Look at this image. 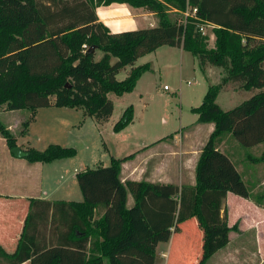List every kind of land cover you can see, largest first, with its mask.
<instances>
[{"label": "trees", "instance_id": "obj_1", "mask_svg": "<svg viewBox=\"0 0 264 264\" xmlns=\"http://www.w3.org/2000/svg\"><path fill=\"white\" fill-rule=\"evenodd\" d=\"M5 1L0 0V6ZM13 1L11 11L0 12V105L6 110L29 111L19 135L26 134L38 108L53 105L79 108L98 122L107 121L114 107L107 94L132 92L142 74L150 70L148 63L134 65L135 60L160 45L190 52L202 71L215 66L225 73L207 87L202 103L190 109L197 114V122L214 124L195 165L194 185L123 182L121 165L131 155L112 157L106 166L85 167L76 173L82 201H42L45 215L49 211L52 218L56 213L73 215L69 230L76 237L73 249L29 245L26 232L37 213L33 204L39 202L31 200L16 249L9 253L0 245V264H103L104 257L108 264H155L157 244L168 241L172 231L177 233L190 219H195L202 233L195 264H205L227 244L229 232L235 229L227 221V193L247 199L250 195L229 155L218 148L219 137L229 133L244 147L264 141V0ZM111 3L155 13L158 25L111 33L95 12L97 6ZM193 8L195 14L182 23L171 22L165 14L171 9ZM200 25L211 26L213 46ZM91 46L103 52L99 60L95 49L89 51ZM127 65L131 66L127 75L117 79ZM229 83L259 91L223 110L216 98ZM132 121L133 108L128 105L112 129L118 132ZM0 134L8 149L17 146V135L1 123ZM27 151L29 161L42 163L77 153L75 147L53 143L43 150ZM129 193L134 199L131 207L127 206ZM98 209L103 212L92 222ZM93 235H101L102 241L100 245L91 242L89 250L86 243ZM178 255L170 254L174 264L182 262Z\"/></svg>", "mask_w": 264, "mask_h": 264}, {"label": "crops", "instance_id": "obj_2", "mask_svg": "<svg viewBox=\"0 0 264 264\" xmlns=\"http://www.w3.org/2000/svg\"><path fill=\"white\" fill-rule=\"evenodd\" d=\"M95 12L99 21L106 25L111 33L145 28L143 25L145 19L153 17L156 20L157 17L155 13L142 8H134L126 3L99 5L95 8ZM153 25L154 23L148 22L149 27H153ZM208 27L211 28V26ZM176 48L180 53V57L188 52L180 47ZM212 67L215 66H208L203 72L205 71L207 76L210 75ZM218 73L221 78L223 74ZM125 94L127 93L123 95ZM192 107L194 106L190 108ZM52 116H55L54 120ZM109 118L107 121L98 122L93 117L84 114L79 108L54 105L41 107L35 111L34 119L29 124L27 132L31 131L32 127L38 123L42 128L54 124L55 126H65V128L83 129L78 135L84 136L83 127L85 126L86 129L91 128L96 135L102 137L104 131H109L115 123L116 119L109 121ZM80 122L81 125L76 127ZM213 129L214 124L211 122H197L196 114L195 120L180 128L181 137L178 139V145L172 142L176 140V135L173 136V134L168 136L170 138L142 139L133 152L124 155H131V157L121 165V180L123 182L125 180H143L149 183L174 184L179 187L194 185L195 165L199 153ZM197 133L198 140H196ZM16 144L23 151H27L28 148L37 149L33 146H24V142L20 143L18 137L16 138ZM218 148L224 151L221 145ZM8 150L9 155L6 154L7 152H3L4 157L0 160V245L9 253L16 249L18 240H20L24 231L26 216L31 209L30 201L33 200L39 202L33 204L32 210L37 213L33 214V219H31L26 232L29 245L31 247L37 245L41 249L64 246L68 248L69 252V248L73 249V241L76 239L75 235H70L69 231L73 215L56 213L52 218L50 211L48 215H45L46 206L42 201H62L66 203L82 201V193L80 195L76 191L74 179H76V172L81 170L84 165H80L76 169L70 166L72 162H69V158L49 163L29 161L26 157L14 156L11 150ZM112 157L118 158L110 155L109 163ZM248 159L250 160V158ZM98 166L106 165L87 167L96 168ZM251 182L253 183V180ZM230 200L238 201L243 205L241 217L244 223L242 222L237 231L229 232L227 244L215 251L205 264H264V212H261V209L257 206L259 202L228 192L225 201L229 203ZM133 203V196L129 193L127 206L131 207ZM102 212V209H98L94 213L92 222L100 218ZM232 217L229 220L230 225L234 220ZM77 236H79V233H77ZM201 236L202 233L198 229L195 219L182 223L177 233L172 231L168 241L157 244L155 264H158V261H160L159 264H174V261L170 258L172 252H177L179 259L182 260L181 263L177 264H195L199 256L198 252H200ZM101 241V235L90 236L86 247L90 250L91 242L100 245ZM188 253H193L194 256L189 258ZM20 264H30V262L24 261ZM103 264H108L106 257L103 258Z\"/></svg>", "mask_w": 264, "mask_h": 264}, {"label": "rangeland", "instance_id": "obj_3", "mask_svg": "<svg viewBox=\"0 0 264 264\" xmlns=\"http://www.w3.org/2000/svg\"><path fill=\"white\" fill-rule=\"evenodd\" d=\"M13 5L15 6L13 0H6L5 5L0 6V12L11 11ZM165 14L171 22L182 23L185 21L181 11L171 9ZM156 16V20L149 17L143 21L145 28L149 27L148 22H152L154 25L156 23L155 26L158 25L159 15ZM204 32L208 36L209 46H212L214 42L212 29L206 26ZM94 54L95 59L99 60L103 52L95 49ZM113 61L115 58H112ZM145 63H148L151 69L139 78L131 93L122 96H117L114 93L107 94L114 106L109 121L116 119V122L123 108L125 109L128 105L133 108V122L118 132H114L110 127L109 131L105 130L100 137L95 134L94 130L86 129L84 126V136H81L78 133L83 129L65 128V126H55L54 124L42 128L38 123L25 135H19L23 122L28 118L29 111L27 109L6 110L4 104L0 105V123L13 135H17L20 143L24 142L26 147L28 145L37 148V150H43L50 143L75 147L76 156L69 158V162H72L70 166L76 169L80 165H84L82 169L87 166L108 165L110 155L118 158L123 157L125 154L133 152L142 139L170 138L168 136L173 134V136L176 135V140L172 142L178 145V139L181 137L180 128L196 119V114L191 112L190 107L199 106L202 103L207 87L210 84L218 83L220 81L218 72L223 74L225 71L219 67H212L211 74L207 76L205 71L203 72L199 68L194 55L185 52L180 57L176 47L166 44L138 56L134 65ZM130 67L127 65L123 68L117 74V79H123ZM165 86L166 89H164ZM257 91L259 89L245 90L240 88L238 83H229L218 93L216 102L223 110H229ZM54 117L52 116L53 120ZM79 125L81 122L76 127ZM198 139L197 133L196 140ZM219 140V145L231 156V161L250 190L248 199L259 202L257 206L261 212H264V141L244 147L229 133L220 136ZM103 141L106 143L105 145ZM3 152H7L6 154L9 155L5 139L0 134V160L4 157ZM74 186L81 195L76 179H74ZM225 207L228 225L235 228L231 231H237L243 222L241 217L243 205L238 201L230 200L229 203L225 201ZM231 217L234 220L230 225ZM159 263L160 261H158Z\"/></svg>", "mask_w": 264, "mask_h": 264}, {"label": "water", "instance_id": "obj_4", "mask_svg": "<svg viewBox=\"0 0 264 264\" xmlns=\"http://www.w3.org/2000/svg\"><path fill=\"white\" fill-rule=\"evenodd\" d=\"M95 47L91 46L89 51H94ZM11 153L16 157H26L28 155V151L21 150L20 147L16 146L11 149Z\"/></svg>", "mask_w": 264, "mask_h": 264}, {"label": "built area", "instance_id": "obj_5", "mask_svg": "<svg viewBox=\"0 0 264 264\" xmlns=\"http://www.w3.org/2000/svg\"><path fill=\"white\" fill-rule=\"evenodd\" d=\"M182 12V14H183V16H184V20H186V18H187V16H189V15H193V14H195V12H196V8H193L191 11L189 10V9H186L185 11H181ZM185 22V21H184ZM208 27L209 25H200L199 26V30L203 33V34H205V32H204V27ZM85 46V45H84ZM189 83V82H188ZM167 87L165 86L164 87V89H166Z\"/></svg>", "mask_w": 264, "mask_h": 264}]
</instances>
